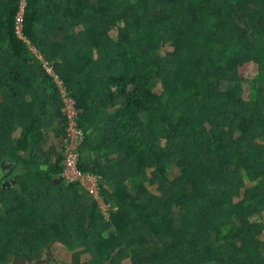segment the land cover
Here are the masks:
<instances>
[{
	"label": "trees",
	"instance_id": "16d2710c",
	"mask_svg": "<svg viewBox=\"0 0 264 264\" xmlns=\"http://www.w3.org/2000/svg\"><path fill=\"white\" fill-rule=\"evenodd\" d=\"M19 3L0 0V264L57 244L71 264H264V0H29L30 43ZM45 64L97 202L62 177Z\"/></svg>",
	"mask_w": 264,
	"mask_h": 264
},
{
	"label": "built area",
	"instance_id": "2783aa9c",
	"mask_svg": "<svg viewBox=\"0 0 264 264\" xmlns=\"http://www.w3.org/2000/svg\"><path fill=\"white\" fill-rule=\"evenodd\" d=\"M27 1L28 0H20L19 13L15 19V35L19 40L25 42L27 41L25 40L23 35V23H24L25 10L27 8ZM46 70L47 73L54 78V81L58 85L59 90L63 95V99H62L63 104L65 103V101H68V103L72 102V108L73 111L75 112L74 117H71L69 114H67L66 116L68 120V129H67V137L65 138L64 141V161H63L64 173L62 174V177L69 185L73 183H79L89 195H91L95 199H99L98 198L99 191H98L96 178L90 175H84L78 170V163L80 160L79 149L84 141V132L81 129H79L77 126V112L75 110L74 102L72 99H69L67 97L62 82H60L58 77L55 76L53 71L48 68H46ZM62 89L64 90V92H62ZM64 110L66 113H69V108L67 106V103L64 104Z\"/></svg>",
	"mask_w": 264,
	"mask_h": 264
},
{
	"label": "rangeland",
	"instance_id": "374dc122",
	"mask_svg": "<svg viewBox=\"0 0 264 264\" xmlns=\"http://www.w3.org/2000/svg\"><path fill=\"white\" fill-rule=\"evenodd\" d=\"M114 34H116V31L114 32ZM257 74L255 68L253 65H249L247 67H244L241 69V75L244 78H248L251 79L253 78L255 75ZM62 92H64V90L62 89ZM67 103V106L69 108V113H66L64 110V104ZM63 104V102H59L58 103V108H60L62 115L64 118H66L67 114H69L71 117L75 116V112L73 111L72 108V102L68 103V101H65V103ZM53 136V135H52ZM10 170L13 168L12 165H10ZM166 168L168 169L169 172H171V168L169 166V164L166 165ZM146 167L142 168V171L146 170ZM7 174L12 176V172L11 171H7ZM96 181V180H95ZM97 182V181H96ZM138 185V184H137ZM100 204L103 207V210H106V207L103 205V202H100ZM102 210V211H103ZM108 220V219H107ZM253 222L254 223H261L264 222V216H255L253 218ZM81 248L80 247H75L72 250H68L65 247L61 246L60 244L55 245L54 247H52L51 249V254L46 256H42L41 259L38 262H29L27 260H16L15 258L13 259V261L10 264H71L72 262V258H73V253L78 252ZM83 261H85V258H83Z\"/></svg>",
	"mask_w": 264,
	"mask_h": 264
},
{
	"label": "clouds",
	"instance_id": "9594fccd",
	"mask_svg": "<svg viewBox=\"0 0 264 264\" xmlns=\"http://www.w3.org/2000/svg\"><path fill=\"white\" fill-rule=\"evenodd\" d=\"M29 1V0H28ZM28 6V5H27ZM18 13H19V11H18ZM18 13H17V15H18ZM17 17V16H16ZM25 17V16H24ZM16 19V18H15ZM28 41V40H27ZM29 42V41H28ZM30 43V42H29ZM32 51L33 52H35L34 51V49L32 48ZM44 68H45V70H46V68H48V67H46V64L44 65ZM48 69H51V68H48ZM52 70V69H51ZM46 72H47V70H46ZM54 73V72H53ZM48 74V73H47ZM55 74V73H54ZM49 75V74H48ZM50 76V75H49ZM56 76V75H55ZM51 78H53L52 76H50ZM53 80H54V78H53ZM65 120H66V122H67V129H68V120H67V118H64ZM67 129H66V134H65V138L67 137ZM65 138L63 139V144H64V141H65ZM84 139H85V134H84ZM84 142V141H83ZM83 145V144H82ZM81 145V146H82ZM81 148V147H80ZM91 196V195H90ZM92 197V196H91ZM92 199L93 200H95L96 202L98 201V199H95L94 197H92Z\"/></svg>",
	"mask_w": 264,
	"mask_h": 264
},
{
	"label": "crops",
	"instance_id": "0c3cea01",
	"mask_svg": "<svg viewBox=\"0 0 264 264\" xmlns=\"http://www.w3.org/2000/svg\"><path fill=\"white\" fill-rule=\"evenodd\" d=\"M89 197H91V196H89ZM92 198V197H91ZM100 204V203H99Z\"/></svg>",
	"mask_w": 264,
	"mask_h": 264
}]
</instances>
